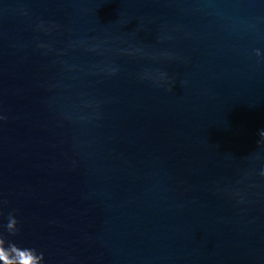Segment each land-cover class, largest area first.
Returning a JSON list of instances; mask_svg holds the SVG:
<instances>
[{"label": "water", "instance_id": "obj_1", "mask_svg": "<svg viewBox=\"0 0 264 264\" xmlns=\"http://www.w3.org/2000/svg\"><path fill=\"white\" fill-rule=\"evenodd\" d=\"M261 130L264 0H0L5 248L264 264Z\"/></svg>", "mask_w": 264, "mask_h": 264}, {"label": "clouds", "instance_id": "obj_2", "mask_svg": "<svg viewBox=\"0 0 264 264\" xmlns=\"http://www.w3.org/2000/svg\"><path fill=\"white\" fill-rule=\"evenodd\" d=\"M256 55H260L259 51L256 52ZM259 135L264 138V130H261ZM16 224V219L9 215L7 229H15V231H9L10 234L14 235L16 233ZM4 245L5 239L0 236V262H3V264H40L43 260V253L38 255L35 249H21L14 243H9L7 248Z\"/></svg>", "mask_w": 264, "mask_h": 264}]
</instances>
